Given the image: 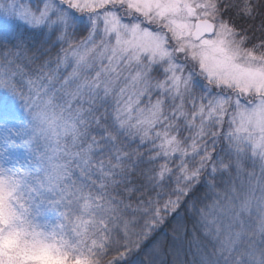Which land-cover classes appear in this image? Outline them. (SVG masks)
<instances>
[{
  "label": "snow or ice",
  "instance_id": "obj_1",
  "mask_svg": "<svg viewBox=\"0 0 264 264\" xmlns=\"http://www.w3.org/2000/svg\"><path fill=\"white\" fill-rule=\"evenodd\" d=\"M0 264H264V0H0Z\"/></svg>",
  "mask_w": 264,
  "mask_h": 264
}]
</instances>
